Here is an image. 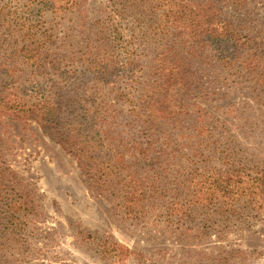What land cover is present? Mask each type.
Masks as SVG:
<instances>
[{
  "label": "trees",
  "instance_id": "1",
  "mask_svg": "<svg viewBox=\"0 0 264 264\" xmlns=\"http://www.w3.org/2000/svg\"><path fill=\"white\" fill-rule=\"evenodd\" d=\"M11 0L0 4V122L50 131L90 191L145 242L243 231L264 212V0ZM1 141V138H0ZM1 149V147H0ZM0 152V221L19 234L31 196ZM107 264H247L238 248L146 253L72 230Z\"/></svg>",
  "mask_w": 264,
  "mask_h": 264
},
{
  "label": "rangeland",
  "instance_id": "2",
  "mask_svg": "<svg viewBox=\"0 0 264 264\" xmlns=\"http://www.w3.org/2000/svg\"><path fill=\"white\" fill-rule=\"evenodd\" d=\"M11 0H0L6 4ZM104 0H88L90 16ZM202 107L220 118L227 129L235 131L237 121L222 114L228 104L249 102L264 119V107L251 90L231 94L222 102L198 100ZM0 152L16 172L20 189L28 193L35 213L19 234L0 221V264H107L94 255L92 248L75 239L74 227L110 236L121 244L144 251L168 248L181 255L186 250L217 253L222 248H238L252 253L247 264H264V212L250 220L243 231L217 238L169 241L164 238L145 242L142 233L114 216L111 204L90 191L78 162L46 128L32 121L7 117L0 122ZM264 157V146L261 147ZM3 214H0L2 217ZM193 247V248H191Z\"/></svg>",
  "mask_w": 264,
  "mask_h": 264
}]
</instances>
